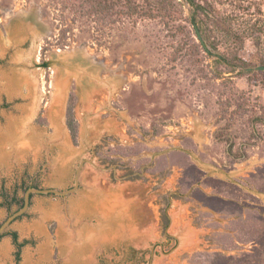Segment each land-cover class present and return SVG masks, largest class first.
Masks as SVG:
<instances>
[{
  "label": "rangeland",
  "instance_id": "374dc122",
  "mask_svg": "<svg viewBox=\"0 0 264 264\" xmlns=\"http://www.w3.org/2000/svg\"><path fill=\"white\" fill-rule=\"evenodd\" d=\"M178 1L187 33L149 18L81 24L53 0H0V223L29 186L67 190L80 169L74 192L32 193L0 238V264H212L216 253L253 249L264 215V0H244L249 10L208 0L244 38L210 22L216 44ZM230 144L247 156H231ZM43 196L68 199L72 248ZM10 232L25 242L19 260Z\"/></svg>",
  "mask_w": 264,
  "mask_h": 264
},
{
  "label": "trees",
  "instance_id": "16d2710c",
  "mask_svg": "<svg viewBox=\"0 0 264 264\" xmlns=\"http://www.w3.org/2000/svg\"><path fill=\"white\" fill-rule=\"evenodd\" d=\"M188 1L199 15V29L201 30L200 36L202 40L208 41L211 44H216L215 39H212L211 35V32H213L210 28L211 23L223 33H226L237 40H244L239 30L235 27L233 16L223 12L220 7L216 6V3L208 0H204L203 2L199 0ZM219 1L223 5L225 2H234L233 0ZM236 1V7L249 10V7L243 6L244 0ZM52 4L55 9L62 12V14L68 11L73 16L72 21L81 24L96 22L97 24L112 27L116 23L125 19L138 22L139 20L149 18L160 19L166 26L170 27L175 25L179 32L187 33L186 26L180 23L182 20H187V17H185L184 10L179 8V5L181 4L178 0H53ZM61 21L65 24V18L63 16H61ZM61 30L63 36H66V33L69 31L67 28H62ZM188 41L189 43L185 44L190 45L192 53L197 52V46L200 44L189 38ZM235 57L237 60L235 62L238 66L246 70L252 69L248 61L239 56ZM42 66L47 67V62L44 61ZM68 112V126L74 142L78 143V121L75 117L74 105L69 107ZM260 120L264 122V118L261 117ZM229 154L239 159L247 156L245 152H243L242 155H238V151L234 152L232 144L229 145ZM197 173L198 175L203 174L201 170H198ZM193 181L198 182L199 178L195 177ZM164 197L166 199V204L161 207V225L163 229L166 230L171 223L168 213L170 196L169 194H166ZM12 200L18 201L19 208L24 204V198L20 200L13 198ZM8 204H12V201H9ZM242 207L244 206L242 205ZM258 215V222L252 226L255 235L254 239H251L255 243L253 249L244 251L240 254L216 253L212 264H264V215L262 213H259ZM1 224L2 222L0 225ZM8 233L9 231H6L2 236ZM10 234L13 237V241L17 248L16 258L19 260L21 248L25 245V242L19 241L17 232H10ZM231 247L232 245L229 247L226 246L225 249H230ZM195 255L198 256V254Z\"/></svg>",
  "mask_w": 264,
  "mask_h": 264
},
{
  "label": "water",
  "instance_id": "95a60500",
  "mask_svg": "<svg viewBox=\"0 0 264 264\" xmlns=\"http://www.w3.org/2000/svg\"><path fill=\"white\" fill-rule=\"evenodd\" d=\"M64 94V88L63 85L60 83L58 86V90L56 91V99L61 100L62 96ZM80 169H78L76 174V184L73 188L67 189V190H59L56 188H38V187H30L24 197V204L21 208L16 210L15 212L11 213L0 225V237L8 230L9 226L20 216L24 215L27 210L30 207L31 204V195L32 193H55L58 195L66 196L69 193L74 192L79 187V175Z\"/></svg>",
  "mask_w": 264,
  "mask_h": 264
},
{
  "label": "crops",
  "instance_id": "0c3cea01",
  "mask_svg": "<svg viewBox=\"0 0 264 264\" xmlns=\"http://www.w3.org/2000/svg\"><path fill=\"white\" fill-rule=\"evenodd\" d=\"M96 184V183H95ZM95 184L93 183L92 186H90V188L93 190V192L96 190L94 188ZM44 197V202L46 203H51L52 204V210H53V219H58L59 221V227L60 229L64 228L65 226L67 227L66 231H67V243L69 248H72V244L75 242L77 236L72 235L74 233V229L71 228V220L69 218V201L66 197H64V204L61 202V200L56 199L55 197H51L50 199L48 197ZM64 205V206H63ZM61 207V208H60ZM46 214V213H45ZM45 217V218H44ZM44 221L42 222V224L45 225V223L47 222V218L46 216H43ZM51 219V218H48ZM70 220V221H69ZM67 222V224L65 225V223ZM65 222V223H64ZM41 223H39L38 225H40L41 227L43 226ZM61 229V230H62ZM96 240H99L98 238ZM70 250V249H69Z\"/></svg>",
  "mask_w": 264,
  "mask_h": 264
},
{
  "label": "bare ground",
  "instance_id": "6f19581e",
  "mask_svg": "<svg viewBox=\"0 0 264 264\" xmlns=\"http://www.w3.org/2000/svg\"><path fill=\"white\" fill-rule=\"evenodd\" d=\"M39 37H40L39 35L36 36V39H37V40H35L36 42L33 44V45H34V47H33L34 49H37L38 41H39ZM54 87H55V90L57 91L58 88H57V84H56V82H55V84H54ZM56 91H55V92H56ZM0 139H1V137H0ZM23 147H24V146H23ZM25 147H26V146H25Z\"/></svg>",
  "mask_w": 264,
  "mask_h": 264
}]
</instances>
